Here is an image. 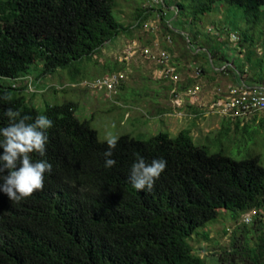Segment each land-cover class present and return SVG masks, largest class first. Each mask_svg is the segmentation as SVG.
Here are the masks:
<instances>
[{
  "label": "trees",
  "instance_id": "1",
  "mask_svg": "<svg viewBox=\"0 0 264 264\" xmlns=\"http://www.w3.org/2000/svg\"><path fill=\"white\" fill-rule=\"evenodd\" d=\"M161 1L162 20L163 6H171L174 15L184 14L192 24L216 2L241 9L253 22L264 20V0ZM115 6V0H0V128L9 123L8 108L29 116V123L38 115L53 121L45 156L33 154V161L45 159L52 165L44 174L43 190L20 202L0 191V264H206L189 240L220 212L240 217L255 210L252 228L261 229L264 167L259 155L234 160L222 152L210 153L187 131L174 138L160 132L147 140L123 135L111 157L115 166L105 168L107 143L98 139L89 121L75 116L73 103L38 110L24 98L27 87L36 92L32 66L40 64V77L51 75L130 33V27L114 18ZM145 16L139 9L137 26ZM186 39L190 47L181 57L201 62L196 68L201 74L229 75L235 85H251L243 75L246 68L256 74L261 60H228L206 45L210 41L198 43L196 35ZM200 57L205 60H196ZM4 95L10 100L2 99ZM222 124L218 134L227 136L230 121ZM137 153L148 163L167 161L151 191H137L130 183ZM244 233L233 234L231 250L218 256L219 264H264V233L253 249L241 241Z\"/></svg>",
  "mask_w": 264,
  "mask_h": 264
},
{
  "label": "rangeland",
  "instance_id": "2",
  "mask_svg": "<svg viewBox=\"0 0 264 264\" xmlns=\"http://www.w3.org/2000/svg\"><path fill=\"white\" fill-rule=\"evenodd\" d=\"M166 2L170 4V0ZM115 4L114 18L124 27H130V33L120 34L92 58L51 75L40 77V64L32 66L30 78L36 92L32 93L27 87L24 98L38 110L46 105L73 103L75 116L89 121L100 141H106L109 135L147 140L160 132L174 138L178 132L187 131L196 145L205 147L210 153L222 152L234 160L259 155L264 167V112L234 119L210 113L211 103L218 97L216 88L230 84L229 77L201 73L194 77L201 62L194 63L190 56L181 57L190 47L186 37L194 38L195 34L198 43L210 41L206 45L215 46L228 60H261L256 74L246 68L243 79L251 85L264 87V20L253 22V16H246L241 9L223 2H216L210 13L192 24L184 14L174 15L171 6H163L166 21L162 20L158 4L153 0H115ZM139 9L146 13L141 26H137L135 20ZM166 25L174 37L165 31ZM177 33L183 35L184 40L177 37ZM232 35L236 39L233 40ZM246 36L248 41L243 42ZM167 37L172 40L171 44L164 43ZM165 47L171 49L169 64L175 66L178 77L175 82L165 77L159 62L149 59L145 53L147 50L156 53ZM196 60L203 62L205 59ZM111 73L119 77L115 91L85 87V81ZM195 85L199 90L195 94L188 93ZM192 107L197 111L193 112ZM224 121H230L227 136L218 134ZM255 214L252 210L237 217L220 212L216 220L198 228L192 235L189 243L193 253L206 264H219L218 256L231 250L233 234L239 237L244 230L246 233L241 241H246L248 248L253 249L258 235L264 233V211L258 217L259 231L252 228ZM203 234H207V239Z\"/></svg>",
  "mask_w": 264,
  "mask_h": 264
},
{
  "label": "clouds",
  "instance_id": "3",
  "mask_svg": "<svg viewBox=\"0 0 264 264\" xmlns=\"http://www.w3.org/2000/svg\"><path fill=\"white\" fill-rule=\"evenodd\" d=\"M10 100L8 95L2 97ZM8 125L0 128V191L10 201L20 202L31 197L44 188V174L52 171V165L45 159L33 161V154L44 157L48 142L47 131L53 127V121L45 115H38L31 123L29 116H21L19 111L8 108L5 112ZM118 137L106 138L107 150L104 152L105 168L115 166L111 159ZM167 161L163 158L153 159L150 163L136 154L131 166L129 180L137 191H151L154 183L166 169Z\"/></svg>",
  "mask_w": 264,
  "mask_h": 264
},
{
  "label": "built area",
  "instance_id": "4",
  "mask_svg": "<svg viewBox=\"0 0 264 264\" xmlns=\"http://www.w3.org/2000/svg\"><path fill=\"white\" fill-rule=\"evenodd\" d=\"M153 2L158 4L162 1L153 0ZM232 39H236L234 35H232ZM164 43L171 44L172 40L167 37L166 42ZM145 53H147L149 59L159 62L160 67L165 72V77H170L174 82L178 80V77L175 74V68L169 64L170 55L165 49L158 50L156 53L147 50ZM199 74L200 71L196 69L195 77H197ZM84 83L85 87H96L97 89L111 93L112 91H115L116 86H118L119 77L112 73L94 81H85ZM196 90H199L198 86L191 88L188 93L195 94ZM216 91L218 97L212 101L210 113H215L230 119H234L264 112L263 87H250L245 84H240L238 86H220L216 88Z\"/></svg>",
  "mask_w": 264,
  "mask_h": 264
},
{
  "label": "crops",
  "instance_id": "5",
  "mask_svg": "<svg viewBox=\"0 0 264 264\" xmlns=\"http://www.w3.org/2000/svg\"><path fill=\"white\" fill-rule=\"evenodd\" d=\"M193 36H195V34H193ZM173 66V65H172ZM174 68H175V66H173ZM210 74V73H209ZM212 74V73H211ZM210 74V75H211ZM213 75H215V74H213ZM226 76H228L229 77V80H230V84L229 83H226V84H224L225 86L224 87H227V86H238V85H235V84H233L232 83V79H231V77L229 76V75H226ZM244 76V75H243ZM195 77V76H194ZM244 80V79H243ZM242 84H245V81H242ZM195 86H197V85H195ZM247 86H250V87H263V86H260V85H247ZM194 86H192V88H193ZM264 88V87H263ZM188 107H190V105H188ZM192 110H193V112H196L197 110L196 109H193V107H192Z\"/></svg>",
  "mask_w": 264,
  "mask_h": 264
}]
</instances>
